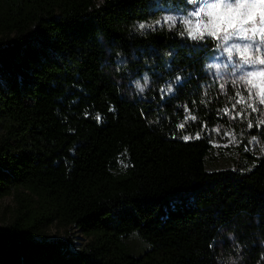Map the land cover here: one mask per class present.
<instances>
[{
  "label": "trees",
  "instance_id": "trees-1",
  "mask_svg": "<svg viewBox=\"0 0 264 264\" xmlns=\"http://www.w3.org/2000/svg\"><path fill=\"white\" fill-rule=\"evenodd\" d=\"M194 8L0 0V198L13 201L0 264H226L217 248L225 225L242 264H264L263 126L251 109L232 119L244 87L212 75L217 41L190 40L179 21L171 30L162 21ZM145 73L141 93L134 81L143 85ZM53 222L92 238L75 247L36 237Z\"/></svg>",
  "mask_w": 264,
  "mask_h": 264
},
{
  "label": "snow or ice",
  "instance_id": "snow-or-ice-1",
  "mask_svg": "<svg viewBox=\"0 0 264 264\" xmlns=\"http://www.w3.org/2000/svg\"><path fill=\"white\" fill-rule=\"evenodd\" d=\"M195 8L183 15H166L162 18L164 24H167L169 30L175 27L177 21L180 22L182 30L181 36H187L188 39L198 42H205L206 37L214 41H218L215 45L217 48H223L228 54V60L232 65L233 75L236 77L233 85L243 84V91H235V102L232 104V109L235 110L238 104H243L240 111L235 112L232 119L241 116L247 109H251L252 113L260 112L264 117V56L261 55V50L264 49V0H187ZM156 25H161V20L156 21ZM154 25L149 23H140L138 29H152ZM232 41L231 44L228 42ZM238 55L237 59H233V54ZM121 64L125 61H120ZM208 67H219V65H208ZM144 84L140 81H134L139 92L143 93L148 85V75L145 73ZM181 80L180 76H176L173 82L167 83L166 86H161L159 89L163 100L169 93L175 91L173 84ZM112 111L113 109H109ZM143 114V113H142ZM224 114L229 115L227 109H224ZM87 115V114H85ZM97 122L100 121V116L97 114ZM195 120V116H191ZM188 117H185L187 123ZM185 123L179 124L178 128H184ZM264 125V118L257 120V127ZM253 123L251 120L247 122V128L251 129ZM219 132V129H215ZM225 135H231L232 139L229 143L236 140V136L232 133L225 132ZM199 139V134L196 135ZM185 141L192 139L189 136H183ZM256 140V137H252ZM252 141H249L251 143ZM227 146V145H226ZM264 151V149H261ZM214 245L209 244V248ZM238 248L239 245H236ZM264 261V254L260 257ZM230 264H236L235 260L230 261Z\"/></svg>",
  "mask_w": 264,
  "mask_h": 264
},
{
  "label": "rangeland",
  "instance_id": "rangeland-1",
  "mask_svg": "<svg viewBox=\"0 0 264 264\" xmlns=\"http://www.w3.org/2000/svg\"><path fill=\"white\" fill-rule=\"evenodd\" d=\"M258 2V0H257ZM194 6V5H191ZM217 43H219L217 41ZM229 44L232 43V41L228 42ZM110 52L107 51L105 55V61L109 64L111 63L109 60ZM261 55L264 56V49L261 50ZM238 55L236 53L233 54V59H237ZM122 60V58H120ZM209 65H219V67H211L210 70L212 72V75L220 81L222 85H233L232 81L236 78L232 73V65L228 60V54L223 50V48H215L211 55L208 58ZM258 67H264V66H258ZM111 68L116 71L118 70L117 64H112ZM118 75L115 77L119 83L124 82L123 75L119 72ZM239 86L244 87L243 84H240ZM243 107V105H237L236 110L240 111V109ZM261 108H264V106H259ZM248 113V109L246 110ZM253 117H257V120L262 117V114L260 112H257ZM263 128L261 129L262 135L264 136V125H262ZM264 140L259 139L256 141V146L259 145V147H262L264 149ZM13 204L11 195H4L0 198V226H4L8 222V212L10 209V206ZM221 236L219 238V241L217 242V248L218 253L222 256L223 260H225L226 264H230V261L235 260L236 264H242L244 261V258L240 255L243 253L242 248L239 245V242L237 240V235L232 230L230 225H225L221 227ZM38 238H43L46 240H54L57 238H66L70 239L71 242L74 244L75 247H81L83 246L87 241H89L92 236L89 234L84 233L77 227L70 225L67 227L60 226L56 223L50 224L46 229L44 230L42 235H37ZM132 243V242H131ZM135 243L139 244V241H136ZM236 245H239L237 248Z\"/></svg>",
  "mask_w": 264,
  "mask_h": 264
},
{
  "label": "clouds",
  "instance_id": "clouds-1",
  "mask_svg": "<svg viewBox=\"0 0 264 264\" xmlns=\"http://www.w3.org/2000/svg\"><path fill=\"white\" fill-rule=\"evenodd\" d=\"M237 2L239 3V2H240V0H237Z\"/></svg>",
  "mask_w": 264,
  "mask_h": 264
}]
</instances>
